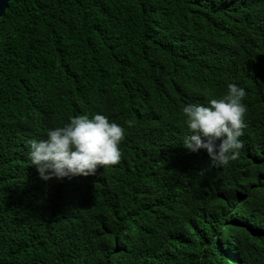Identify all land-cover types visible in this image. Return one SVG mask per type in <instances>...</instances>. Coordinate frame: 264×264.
<instances>
[{
    "label": "trees",
    "instance_id": "16d2710c",
    "mask_svg": "<svg viewBox=\"0 0 264 264\" xmlns=\"http://www.w3.org/2000/svg\"><path fill=\"white\" fill-rule=\"evenodd\" d=\"M246 89L238 158L182 107ZM121 160L42 180L27 141L78 114ZM0 264H264V0H10L0 18Z\"/></svg>",
    "mask_w": 264,
    "mask_h": 264
},
{
    "label": "clouds",
    "instance_id": "9594fccd",
    "mask_svg": "<svg viewBox=\"0 0 264 264\" xmlns=\"http://www.w3.org/2000/svg\"><path fill=\"white\" fill-rule=\"evenodd\" d=\"M246 89L228 83L227 92L207 103L188 102L181 111L187 133L183 146L192 152L206 150L211 166L228 165L238 158L246 128ZM126 128L102 112L73 116L62 126L49 128L46 137L27 141L28 158L38 176L48 181L72 176H89L98 166L121 160L120 143Z\"/></svg>",
    "mask_w": 264,
    "mask_h": 264
},
{
    "label": "water",
    "instance_id": "95a60500",
    "mask_svg": "<svg viewBox=\"0 0 264 264\" xmlns=\"http://www.w3.org/2000/svg\"><path fill=\"white\" fill-rule=\"evenodd\" d=\"M10 0H0V18L3 17L4 12L8 6Z\"/></svg>",
    "mask_w": 264,
    "mask_h": 264
}]
</instances>
